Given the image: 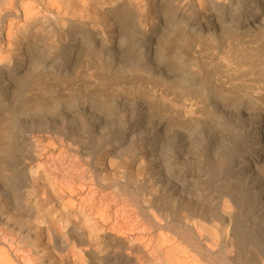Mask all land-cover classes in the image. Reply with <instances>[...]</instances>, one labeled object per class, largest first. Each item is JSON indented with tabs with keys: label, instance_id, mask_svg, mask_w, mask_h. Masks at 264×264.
Segmentation results:
<instances>
[{
	"label": "bare ground",
	"instance_id": "obj_1",
	"mask_svg": "<svg viewBox=\"0 0 264 264\" xmlns=\"http://www.w3.org/2000/svg\"><path fill=\"white\" fill-rule=\"evenodd\" d=\"M241 100L264 0H0V264H264V116L223 150ZM204 168L239 213L204 212Z\"/></svg>",
	"mask_w": 264,
	"mask_h": 264
},
{
	"label": "rangeland",
	"instance_id": "obj_2",
	"mask_svg": "<svg viewBox=\"0 0 264 264\" xmlns=\"http://www.w3.org/2000/svg\"><path fill=\"white\" fill-rule=\"evenodd\" d=\"M262 101L263 100H260V101L258 100L256 102H252L251 101L252 102L251 103L250 100H244V101L241 100L240 102H237V105H235L236 106V110H234L235 113L233 114V116H232V114H229V113L227 114V117L228 118L224 116L225 117V120L228 123V125L224 129V131H225L226 134L224 133L225 134V136H224L225 137L224 138L225 139V141H224L225 142L224 143L225 144V147L223 148V150H224V152L226 154H227V151H229V154H227V155H228V158H230L229 159L230 165L231 164H234L235 161L239 159V155L238 154L242 151L241 145H240V143H239V141H238V139L236 137V130H235L236 125L235 124L237 123V125H239V127H240V126H243V124H246L247 126L250 125L251 124V121H259V122L262 123V121H260V119L262 120V117L264 116V113H263L264 112V101L263 102ZM214 105L215 104H213V103H211V104L208 105V108H210V111L211 112L213 111ZM197 107L198 106H196V107L194 106L193 108H195V110H196ZM240 110H243V111L245 110V112L247 113V115L242 114V113H239ZM118 117H121V116H118ZM207 120L208 119L207 118H204V116H203V119L197 125H195L196 127L195 126H192V127H190L191 129H189L188 131H185L186 134H187V137H189V141H190L189 143H191V145L193 144L192 145V148H193L192 155H194V156H192L194 158V160L192 158V165H190L189 167L185 168L186 171H187V173H188V178H190L191 173L192 174H195L196 172H198V168L196 169V167L198 165H201V166H204V167L207 166V162L205 161L206 159H203V157L200 154L201 153V149H202V146H201L200 143H202L203 140H206L207 139V134H205L206 131H207L206 130L207 129L206 126H208L209 125L208 123H210ZM115 126H118V125L115 124ZM127 129H128V132H131V129L132 128H131V126H128ZM258 130L261 131V128L260 127L259 128H254V134L255 135L258 134L257 133ZM175 131L177 133L178 128H175V129L174 128H170L169 129L168 134H169V137L171 138L170 141L173 139V137H172L173 134H176ZM232 132H233L234 135L232 134ZM219 143L220 142H218V144ZM192 148H191V150H192ZM205 170H206L207 177H209V179L211 178L210 183L208 184L209 185L208 188H209V192H210V194L208 196H211L213 198V202L212 201H210V202L212 204H214L216 202L217 205L214 204L212 206V204H210L209 205L210 207H208L207 210H204V212L209 214V216H208L209 218H210V215H211V217H215L217 213H223L224 210H226L228 208V206H226V205L227 204L228 205L230 204L229 207L231 206L232 209L235 208L234 210L237 213H239V209H238L239 208V205H238V201H239V197H238L239 195L238 194H239V192H238V194L236 193V195H235V196H237L238 200L234 199L235 197L232 198L233 196H231L226 189L220 188L221 186H219L220 184H219V181H218V177L214 173H212L208 168H206ZM227 179H228V176L227 175H223V176L220 177V181L223 180V181H221L222 182V185L225 182H227ZM222 189H223V192H222ZM218 194H220V195H218ZM220 196H222L221 199L219 198ZM228 200H229L230 203H227ZM217 201H218V203H217ZM223 205H225L226 208ZM193 210L194 209H192L191 212H193V213H196L197 212V211H193ZM211 222H209V223H211Z\"/></svg>",
	"mask_w": 264,
	"mask_h": 264
}]
</instances>
